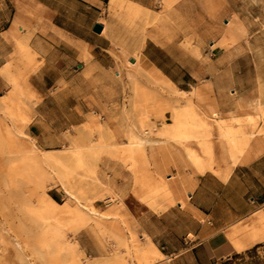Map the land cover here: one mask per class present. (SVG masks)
Masks as SVG:
<instances>
[{"label":"rangeland","instance_id":"1","mask_svg":"<svg viewBox=\"0 0 264 264\" xmlns=\"http://www.w3.org/2000/svg\"><path fill=\"white\" fill-rule=\"evenodd\" d=\"M142 8L145 12L132 17L123 12L126 23L135 26L142 41L151 35L164 41V47L182 57L177 62L185 65L195 79L184 75V70L169 60H163V64L168 71H175L177 85L163 73L159 76L152 70L142 71L139 66L129 65L126 59L117 61L118 65L114 66L121 75L112 71L111 77L117 82L99 91L77 93L81 100L94 107L88 106L90 112L84 121L66 132L68 138L67 144L61 147L63 150L44 151L38 146L35 135L29 132L33 119L30 105L38 98L20 84L24 78H14L18 85L17 103L0 98V139L6 135L5 126L14 136L18 135V140L21 137L20 142L34 145V157L30 162L22 152L13 153L8 148L3 151L0 147V264H152L164 255L152 242L159 250V255H153L148 249L151 240L138 234L125 218L120 199L108 184V162H121L133 170L134 159H137L143 178L147 174L144 172L151 174L147 149L157 147L163 152L178 153L200 171H220L211 135H198L199 127L193 114L202 105L194 93L195 88L201 91L206 82L214 86L220 83L226 95L234 93L237 98L244 95L251 100L259 97L252 55L256 53L264 74V0H223L212 14L205 12L203 0H175L170 5L159 0L153 10ZM235 16L245 30L228 29ZM221 21H225V29L220 27ZM232 35L236 36L234 43ZM134 46L136 57L143 43ZM125 56L127 58V54ZM231 60L235 67L234 80L240 81L234 84L227 79ZM113 63L111 61L110 66ZM209 63L217 64L221 77L208 70ZM182 81H189L191 85ZM241 83L245 86L243 90ZM224 102V115L237 134L220 135L224 144L229 138L251 137L249 132L261 131L264 135V113L260 109L237 111L229 98ZM232 114H236V118ZM131 132L156 143L153 147L145 144L135 158L129 144ZM195 147L208 148L202 153L206 157L202 165L188 153ZM159 159V165L177 167V163L167 161L166 156ZM167 173L172 174L168 169L158 177L170 183ZM178 180L179 176L173 175L171 182ZM69 182L83 191L80 200L87 206L86 210L80 211L76 199L67 194ZM166 195L165 190L156 194L161 198ZM115 209L116 214H109L108 218L101 219L92 213L94 210L109 213ZM14 236L24 239V248L14 246Z\"/></svg>","mask_w":264,"mask_h":264},{"label":"crops","instance_id":"2","mask_svg":"<svg viewBox=\"0 0 264 264\" xmlns=\"http://www.w3.org/2000/svg\"><path fill=\"white\" fill-rule=\"evenodd\" d=\"M128 1L153 10L159 0ZM128 1L0 0V96L12 89L13 78H24L20 84L38 98L30 105L29 132L44 151L63 150L66 132L84 121L88 106L94 107L77 93L117 82L112 71L117 76L121 71L114 65L125 54L135 60L137 43H143L140 53L176 85L175 71H168L163 60L176 62L195 79L164 41L152 35L142 41L135 26L126 23ZM97 24L100 32L94 30ZM211 139L220 171H200L178 153L147 149L155 180L168 169L172 173L166 174L169 194L154 196L155 207L139 196L137 159L133 170L121 162L107 164L108 184L120 196L125 218L164 255L152 264H264V135L251 137L235 162L220 135ZM162 156L177 167L159 165ZM173 175L179 180L171 182Z\"/></svg>","mask_w":264,"mask_h":264},{"label":"bare ground","instance_id":"3","mask_svg":"<svg viewBox=\"0 0 264 264\" xmlns=\"http://www.w3.org/2000/svg\"><path fill=\"white\" fill-rule=\"evenodd\" d=\"M174 1L175 0H164V3L170 5ZM219 3L220 4L223 3V0H203L205 12L212 14L213 12L216 11V9H217L216 6L219 5ZM117 8H119V7H117ZM125 11H126V14L128 17H132L136 14L145 12V9L142 8V6L135 4L134 2L131 3L128 1V3L125 6ZM211 14H209V15H211ZM213 16L215 17V13ZM220 27L222 29L226 28L225 21L223 23L221 21ZM228 29L230 31H234V30L235 31H237V30L243 31V30H245L243 24L239 23L238 18L236 16L233 17V19L231 18ZM231 37H232L231 39L233 40V43H234L236 36L232 35ZM257 40H259V39H257ZM232 54H234V52H232ZM252 56H253V61L255 63V67H256V71H255L256 72V83L258 85V90L260 92V95L258 98L251 100L247 96H244V95H241L237 98L234 95V93L232 95H226L224 93V90L222 89V87H221L222 85L220 83H215V86H214L213 84L206 82L201 91L199 88H195L194 93L199 97V98H197V97L196 98L199 99L200 104L202 105L201 106L202 108H197V110L193 114L194 117L196 118V123L199 127L198 135H237L235 132H233L231 130L230 124H229L230 119L224 115V111L222 109L226 105L224 102L225 98H229L230 103L238 109L237 111L243 110L245 108H255V109H260L264 113V74H262V72L260 71L259 60H258L256 53ZM134 59L136 60L135 62H133L127 56L126 61L129 65H131L133 67L139 66V68L142 71L148 72V71L152 70L156 74H158L159 76L162 75V72L156 67V65L154 63H152L151 61H149L143 54H141V53L137 54L136 57L134 56ZM207 68L212 74H216L217 77H221V72L219 73L220 68H218L217 64H210L209 63V64H207ZM234 68H235L234 62L231 60V63L229 64V68L227 70L228 71L227 79L231 84L232 83L234 84V81H235L234 75H233V73L235 71ZM206 74H207V72H206ZM10 80H11V78H10ZM207 80H209V79H207ZM240 86H241L240 88L242 90L245 88L243 83H241ZM17 87H18V85H17L15 79L13 78L12 79V89L9 92H6L7 93L6 95L0 96V98L11 100V103H17V100H18V88ZM195 94H194V96H195ZM192 101L194 102V100H192ZM0 103H1V101H0ZM1 106H2V104H1ZM7 113L11 115L10 112H7ZM232 117L236 118V114H232ZM0 125L2 126V124H0ZM3 127L5 129V130L4 129L3 130L5 131L6 135H2L3 137H2V139H0V147L3 148L2 150L4 151V148H8V150L10 152H13V153H14V151H17L20 153L22 152L24 154V156H26L30 160V162L31 161L33 162L34 156H32V155H33V151H34V145L30 144V142H28V141H27L28 143L25 141L20 142L19 140L21 137L18 140V138H16V137H18V135L14 136L13 132H11L10 129H6L5 126H3ZM2 133H3V131H2ZM248 134L251 135V137H253L254 135H262L261 131H259L258 133L249 132ZM0 135H1V133H0ZM129 135H132L130 138L129 144L131 146V149L133 150V155L135 156V158H137L139 156V154L142 152L143 146L145 144H149L151 147H153L154 144L156 143V141H152L145 136H139V134H136L134 132L129 133ZM20 136H22V135H20ZM251 137L240 138L238 140L233 139V138H229V140H228V142H226L225 146L227 148V151H228L229 156L232 159V161L235 162L237 160L238 154L240 155V153L243 152L244 148L246 146H248L247 144H249L248 141ZM10 147H11V149H10ZM0 150H1V148H0ZM5 150H7V149H5ZM207 150H208L207 147H195L194 149L193 148L189 149L188 153L190 156H192L193 160L198 165H202L203 162H201V161H203L206 158L204 155H202V153H205V151H207ZM134 160H136V159H134ZM138 166H140V164ZM231 166H233V164ZM143 172H144V170H143ZM144 173H147V174L145 176H143V178L141 176L142 181H144V185H143L144 187L143 188L141 187L142 189L140 188L141 191L139 192V196L143 201H145L147 203L148 206H153L156 203V199L154 196H156L158 191L165 190V191H167V194H169V191L167 188L169 184L166 183L164 181V179H162V178L155 180L153 178V176L151 174H149L147 171ZM191 182H194V181L191 180ZM191 185L195 186L194 183ZM68 187L70 189L67 188L66 192H67V194L72 195V197L76 199L77 203L80 205L79 210L80 211L86 210L87 206H84L80 200V198H83V194H84L83 191L79 188L77 190L75 187V184L73 182H69ZM74 189H76L77 191L74 192ZM118 197H120V196H118ZM116 212H117V210L115 209V210H111L109 213L100 212V211H96V210H94L92 213H94L95 215H97L99 218L102 219V218H108L109 214L115 215ZM13 238H14V242L16 244L14 246H17L19 248L24 246V239L23 238H19L16 236H14ZM8 240H10V239H8ZM148 249L153 255H155V256L159 255L158 254L159 250L152 243V241L149 242ZM80 264H85V263H80ZM86 264H94V262H89Z\"/></svg>","mask_w":264,"mask_h":264},{"label":"water","instance_id":"4","mask_svg":"<svg viewBox=\"0 0 264 264\" xmlns=\"http://www.w3.org/2000/svg\"><path fill=\"white\" fill-rule=\"evenodd\" d=\"M94 30L97 31V32H100L102 30V26L97 24L95 27H94Z\"/></svg>","mask_w":264,"mask_h":264}]
</instances>
